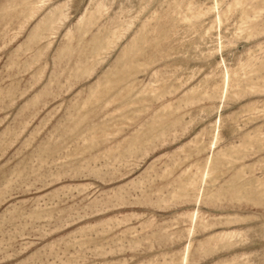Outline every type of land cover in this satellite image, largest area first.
Masks as SVG:
<instances>
[{
  "label": "rangeland",
  "instance_id": "rangeland-1",
  "mask_svg": "<svg viewBox=\"0 0 264 264\" xmlns=\"http://www.w3.org/2000/svg\"><path fill=\"white\" fill-rule=\"evenodd\" d=\"M0 264H264V0H0Z\"/></svg>",
  "mask_w": 264,
  "mask_h": 264
}]
</instances>
